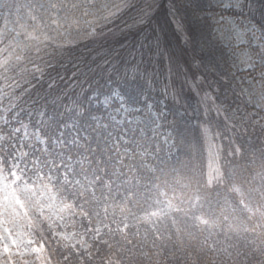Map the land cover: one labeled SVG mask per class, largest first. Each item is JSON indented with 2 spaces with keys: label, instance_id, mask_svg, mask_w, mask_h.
<instances>
[{
  "label": "trees",
  "instance_id": "trees-1",
  "mask_svg": "<svg viewBox=\"0 0 264 264\" xmlns=\"http://www.w3.org/2000/svg\"><path fill=\"white\" fill-rule=\"evenodd\" d=\"M191 2L195 8L200 3ZM247 2L249 18L264 26V0ZM115 6L97 24L93 36L65 46L50 37L34 40L33 33L21 55L18 37L0 17L1 173L11 185L25 177L45 182L51 176L60 185L65 203L76 212V221L69 223L71 229L86 231L96 220L103 224V237L92 235L89 252L82 253L60 243L47 223L46 229L35 223L31 229L34 242L45 249L52 264H210L206 246L192 230L181 239L173 235L167 243L154 235L145 244L147 252L142 251L144 243L124 229L123 218L113 209L121 202L115 168L127 166L122 172L130 176L129 187L134 189L142 179L150 186L149 199L163 190L182 210L196 197L212 198L224 188L221 184L208 187L202 173L195 175L200 169L190 158V146L202 142L205 123L219 130L228 190L238 183L248 188L259 174L258 179L264 178V139L249 120L225 122L213 107L203 110L206 98L244 114L251 112L245 97L231 87L224 69L210 70V63L223 58L225 51L208 43V23L193 21L175 0H120L119 8ZM184 32L189 42L200 39L210 52L194 47L191 55ZM159 50L170 55L172 64L181 66L173 68L174 75L162 74L163 66L156 61L162 60L156 56ZM172 86L177 87L175 98L165 94ZM113 90L119 91L130 108L152 103L163 128L175 136L176 157L161 154L158 143L145 133L133 135L131 142L147 149L152 167L112 150L108 128L96 120L106 114L93 97ZM161 105L164 108L158 109ZM26 131L33 142L37 136L44 139L45 149H29L22 140ZM199 149L198 157L203 156V147ZM78 158L85 162H77ZM66 159L73 160L74 166H68ZM190 172L194 176L183 181ZM82 174L88 185H75L73 180ZM261 241L258 264H264V238Z\"/></svg>",
  "mask_w": 264,
  "mask_h": 264
},
{
  "label": "rangeland",
  "instance_id": "rangeland-1",
  "mask_svg": "<svg viewBox=\"0 0 264 264\" xmlns=\"http://www.w3.org/2000/svg\"><path fill=\"white\" fill-rule=\"evenodd\" d=\"M175 1L193 21L199 22V25H210L208 43L225 51L223 58L210 63V70L216 72L224 69L231 87L243 95L251 107V112L244 114L224 102L216 104L204 98L203 110L206 112L208 106L213 107L225 122L238 124L249 120L252 126L259 128L264 139V26L249 18L247 0H199L196 8L191 0ZM119 2L0 0V17L5 18L11 31L18 37L21 48L18 53L21 55L26 51L25 46L33 38V33L34 40L50 37L57 44L65 46L74 40L93 36L97 24L104 22L115 5V8H119ZM183 40L191 55L194 47L205 54L210 52L200 39L194 44L189 42L191 39L186 32ZM156 56L162 59L156 61L163 66V75H174L173 68L181 67L172 64L170 55L162 53V50ZM176 90L177 87L172 86L165 94L175 98ZM93 99L99 100L102 112L106 114L105 117H96V120L108 128L113 151L122 153L124 157L139 158L152 167L153 160L146 156L147 149L137 141L131 142L133 135L139 137L145 133L158 143L157 150L161 154L169 159L176 157L175 136L170 129L163 128L152 103L141 108H130L117 90L100 98L94 96ZM163 108L161 105L158 109ZM200 133L202 145L193 143L190 146V158L200 169L195 175L201 176L202 173L208 187L215 184L224 187L214 197H205V200L196 197L193 204L180 210L171 198H167L169 193L163 190L149 199L152 196L150 186L142 179L134 189L129 187L130 176L122 172L127 166L119 165L115 168L114 178L118 183L121 202L113 209L123 218L124 229L133 233L142 245L144 243L142 251L147 252L145 244L151 243L154 235L162 236L167 243L173 235L181 239V235L192 230L193 236L206 246L210 264H258V248L264 238V178L258 179L261 177L259 174L248 188L238 183L232 187L234 189L228 190L222 162L223 147L218 142L219 130L205 123ZM22 140L29 149L38 150L39 146L45 149L44 139L40 136L33 142L26 131L22 134ZM200 147H203V156L198 157ZM16 158L18 160L19 156ZM72 161L66 159L67 165L74 166L75 162ZM77 162L84 163L85 160L78 158ZM192 175L193 172L184 174L181 179L186 181ZM73 181L75 185H88L86 174L76 176ZM233 190L234 195L231 193ZM34 211L50 226L53 236L70 249L88 253L91 236L95 239L103 237L104 227L100 220H96L86 231L71 229L69 223L76 221V212L65 203L60 185L51 176L45 182H39L35 177H25L11 185L0 170V264H52L48 256L45 257V249L34 242L31 233L36 223ZM180 244L183 245L182 242ZM155 263L159 264L158 261Z\"/></svg>",
  "mask_w": 264,
  "mask_h": 264
},
{
  "label": "clouds",
  "instance_id": "clouds-1",
  "mask_svg": "<svg viewBox=\"0 0 264 264\" xmlns=\"http://www.w3.org/2000/svg\"><path fill=\"white\" fill-rule=\"evenodd\" d=\"M34 216H35V218H36V223L37 224H39L41 227H43V228H47V224H46V222L42 219V217L39 215V213H36L35 211H34Z\"/></svg>",
  "mask_w": 264,
  "mask_h": 264
}]
</instances>
